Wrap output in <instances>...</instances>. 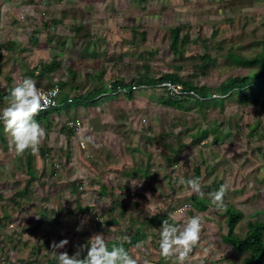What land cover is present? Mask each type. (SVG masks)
<instances>
[{
  "label": "rangeland",
  "instance_id": "obj_1",
  "mask_svg": "<svg viewBox=\"0 0 264 264\" xmlns=\"http://www.w3.org/2000/svg\"><path fill=\"white\" fill-rule=\"evenodd\" d=\"M178 25L175 52L170 29ZM263 41L264 0H0V93L23 78L41 91L58 79L62 94L75 97L116 78L175 72L215 99L226 78L258 73L243 60ZM52 58L59 67L48 74L34 69ZM168 97L146 85L131 97L108 92L63 106L49 124L38 122L46 131L39 149L20 157L0 123V264H47L53 242L66 239L55 251L71 256L97 233L109 248L126 239L141 262L174 264L159 253L161 223L192 216L202 231L188 264H243L249 253L222 236L229 208L242 212L237 235L250 220L264 222V93L261 101L229 93L222 104L201 105L192 96L165 105ZM201 129L210 131L193 138ZM180 178L198 179L203 195ZM221 185L228 191L217 209L210 194Z\"/></svg>",
  "mask_w": 264,
  "mask_h": 264
},
{
  "label": "clouds",
  "instance_id": "obj_2",
  "mask_svg": "<svg viewBox=\"0 0 264 264\" xmlns=\"http://www.w3.org/2000/svg\"><path fill=\"white\" fill-rule=\"evenodd\" d=\"M59 94V88L50 91H41L32 78H23L16 82L4 97L5 106L0 108V123L8 138V146L17 157L23 156L26 151L35 152L39 149L46 137V131L36 121L35 117L48 107L55 105L54 97ZM85 143H91L90 136L82 138ZM178 183L188 185L193 192L203 195L198 179L180 178ZM136 185L137 183H132ZM228 191L226 185L210 194L211 203L217 208H223V198ZM153 212L152 214H155ZM103 223V222H101ZM202 231V218L192 216L183 222L169 223L163 220L159 231L158 247L160 256L165 260H173L174 264H188V258L195 246L199 243ZM122 241L109 248L102 234L89 237L86 244L79 246V250L69 256L67 252L55 251L63 248L68 241L53 242V254L58 259V264H150V261L134 257ZM137 247H141L137 245ZM87 248L86 255L80 258V251Z\"/></svg>",
  "mask_w": 264,
  "mask_h": 264
},
{
  "label": "trees",
  "instance_id": "obj_3",
  "mask_svg": "<svg viewBox=\"0 0 264 264\" xmlns=\"http://www.w3.org/2000/svg\"><path fill=\"white\" fill-rule=\"evenodd\" d=\"M76 31L79 30V26H76ZM181 26H175L170 29V38H171V48L173 51L178 52V41L180 38ZM185 39L184 36L181 37V40ZM36 39H34V43ZM243 64L247 66H254L258 69V73L253 75H244V76H231L226 78L224 81L220 83L219 86L215 88V92L219 95L218 98L212 99L208 98L210 88L201 85L197 86L194 82L189 78H181L177 73H164L158 77L151 75H144L138 77L136 80L132 82H125L122 78H116L114 80H110L107 86L106 83H99L97 86H94L92 89L78 94L75 97H71L72 101L65 104V108H68L72 104L77 105L81 102L94 103L95 100L104 95L105 93L110 92L111 94L123 93L128 97L132 96L133 89H136L137 86H153L160 85L163 81L177 82L182 85V87L186 90H193L196 95L191 96H179V97H171L169 96L166 100H163L165 105H180L181 99L180 97H191L196 103L203 104L204 100L212 101L214 104H222L223 96L227 94H235L238 96L241 102L247 103L249 101H261L260 96L264 93V41L262 49L256 55L245 58L243 60ZM59 67V62L52 58L48 62H42L35 66L34 69H38L41 74H48L54 68ZM26 71L33 72V70H29L26 68ZM98 79V77L96 78ZM59 85V98L60 100H66L68 97L66 93L61 92L62 87L66 84L64 81L56 80ZM135 86V88H133ZM11 85L8 84V88L0 93V99L4 100V97L9 93L11 89ZM61 93V94H60ZM61 107L53 108L49 110H45L40 112L36 117L37 122H45L49 124V116L55 112L59 111ZM1 129V124H0ZM209 129H201L197 131L195 134H192L193 138L196 137H205L209 133ZM73 132H70L72 134ZM217 139V138H215ZM26 171L29 177L34 176V170L31 167V157L28 156ZM20 191L18 195H21ZM200 203V202H198ZM119 206H122V203H119ZM226 224L228 227V231L225 235L222 236L223 240L230 244L234 250L237 251H245L249 253L245 259H243V264H264V222L260 220H250L247 222V229L243 235H237L233 232L236 223L241 219L242 212L236 209H228L226 212ZM47 264H58V259L55 257H50L46 260Z\"/></svg>",
  "mask_w": 264,
  "mask_h": 264
},
{
  "label": "built area",
  "instance_id": "obj_4",
  "mask_svg": "<svg viewBox=\"0 0 264 264\" xmlns=\"http://www.w3.org/2000/svg\"><path fill=\"white\" fill-rule=\"evenodd\" d=\"M160 85L167 91V94L171 97L196 95V93L193 90H186L182 87L180 83L177 82L163 81L160 83ZM57 87L59 88L58 84H54L52 87L48 89H43L42 91H50ZM133 88H135V86H133ZM54 100H55V105L48 107L47 110L63 107L65 104L72 101L71 97H68L66 100H60L59 94L56 97H54ZM75 123H77V120L75 121Z\"/></svg>",
  "mask_w": 264,
  "mask_h": 264
}]
</instances>
